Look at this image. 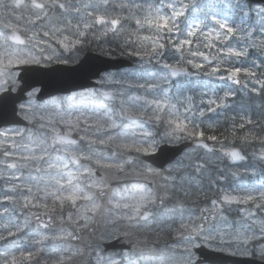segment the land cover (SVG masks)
Returning a JSON list of instances; mask_svg holds the SVG:
<instances>
[{
	"label": "snow or ice",
	"instance_id": "snow-or-ice-1",
	"mask_svg": "<svg viewBox=\"0 0 264 264\" xmlns=\"http://www.w3.org/2000/svg\"><path fill=\"white\" fill-rule=\"evenodd\" d=\"M0 125V264H264V0H0Z\"/></svg>",
	"mask_w": 264,
	"mask_h": 264
},
{
	"label": "water",
	"instance_id": "water-1",
	"mask_svg": "<svg viewBox=\"0 0 264 264\" xmlns=\"http://www.w3.org/2000/svg\"><path fill=\"white\" fill-rule=\"evenodd\" d=\"M86 57L89 59L84 63ZM133 66V62L129 59H113L98 56V53L87 51L78 63L74 65L60 66L58 69L50 73L46 78L45 91L52 96L58 93H71L95 85V80L99 78L100 72L119 71ZM37 87H41L37 85ZM44 98H47L45 96ZM13 125H0V127H8ZM183 147V146H181ZM166 154L171 159L179 155L174 149H166ZM242 264V262H241Z\"/></svg>",
	"mask_w": 264,
	"mask_h": 264
},
{
	"label": "flooded vegetation",
	"instance_id": "flooded-vegetation-1",
	"mask_svg": "<svg viewBox=\"0 0 264 264\" xmlns=\"http://www.w3.org/2000/svg\"><path fill=\"white\" fill-rule=\"evenodd\" d=\"M85 89H87V88H85ZM85 89H81V90H79V91H75V92H72V93H66V94H64V93H58V94H56V95H53V96H67V95H71V94H73V93H84V91H85ZM45 100H47L48 99V97L47 98H44Z\"/></svg>",
	"mask_w": 264,
	"mask_h": 264
},
{
	"label": "rangeland",
	"instance_id": "rangeland-1",
	"mask_svg": "<svg viewBox=\"0 0 264 264\" xmlns=\"http://www.w3.org/2000/svg\"><path fill=\"white\" fill-rule=\"evenodd\" d=\"M85 53V52H84ZM83 53V54H84ZM97 53V52H96ZM83 54H81V56H80V58H79V60L81 59V57L83 56ZM79 60H77L76 62H74V63H72V64H69V65H73V64H75V63H77ZM131 69H129V70H126V71H130ZM192 79H197V78H192ZM81 93V92H80ZM9 127H16V126H9Z\"/></svg>",
	"mask_w": 264,
	"mask_h": 264
}]
</instances>
